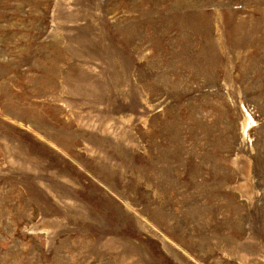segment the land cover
<instances>
[{
    "label": "rangeland",
    "instance_id": "rangeland-1",
    "mask_svg": "<svg viewBox=\"0 0 264 264\" xmlns=\"http://www.w3.org/2000/svg\"><path fill=\"white\" fill-rule=\"evenodd\" d=\"M0 264H264V0H0Z\"/></svg>",
    "mask_w": 264,
    "mask_h": 264
}]
</instances>
